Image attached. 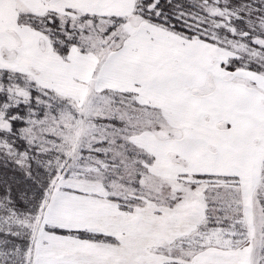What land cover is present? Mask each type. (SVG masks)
I'll list each match as a JSON object with an SVG mask.
<instances>
[{"label":"snow or ice","instance_id":"obj_1","mask_svg":"<svg viewBox=\"0 0 264 264\" xmlns=\"http://www.w3.org/2000/svg\"><path fill=\"white\" fill-rule=\"evenodd\" d=\"M0 264H264V0H0Z\"/></svg>","mask_w":264,"mask_h":264}]
</instances>
